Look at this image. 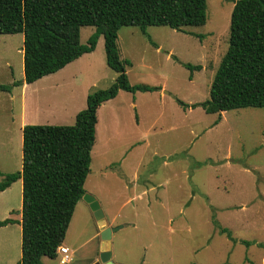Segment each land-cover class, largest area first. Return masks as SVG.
<instances>
[{
  "label": "rangeland",
  "instance_id": "374dc122",
  "mask_svg": "<svg viewBox=\"0 0 264 264\" xmlns=\"http://www.w3.org/2000/svg\"><path fill=\"white\" fill-rule=\"evenodd\" d=\"M233 2L206 0L205 24L185 32L156 25L146 33L132 25L118 31L129 82L156 87L120 91L98 110L84 189L108 225H122L111 238L118 264H264V108L224 111L214 125L218 113L177 101L209 97L228 45ZM93 31L81 27L80 43ZM22 48V33L0 34V85L11 86L0 90V180L21 169L23 121L72 125L75 107L83 100L86 107V95L116 76L100 36L93 51L28 84L24 108ZM185 63L202 68L191 71ZM21 190L18 179L0 192V220L20 213ZM100 242L98 221L81 198L63 242L70 249L67 264L98 261ZM0 243V264L9 249L19 260L20 224L1 228Z\"/></svg>",
  "mask_w": 264,
  "mask_h": 264
},
{
  "label": "trees",
  "instance_id": "16d2710c",
  "mask_svg": "<svg viewBox=\"0 0 264 264\" xmlns=\"http://www.w3.org/2000/svg\"><path fill=\"white\" fill-rule=\"evenodd\" d=\"M207 20L206 0H0V34H23L22 83H33L52 74L104 39L105 60L116 72L111 85L86 95V107L72 125L25 124L22 127L21 169L0 180V192L22 180L21 255L14 264H45L43 257L58 259L75 206L85 193L95 142L97 109L119 90L156 89L131 84L117 45L123 26L151 25L178 31ZM93 26L86 44L80 29ZM198 36V35H197ZM200 70V64L185 63ZM14 82L12 85H16ZM0 85V90H10ZM184 107H201L206 113L243 107L264 108V0H234L226 51L212 78L209 97ZM0 220V227L14 223ZM222 231H226L222 229ZM230 236V235H229ZM248 243V242H247Z\"/></svg>",
  "mask_w": 264,
  "mask_h": 264
},
{
  "label": "water",
  "instance_id": "95a60500",
  "mask_svg": "<svg viewBox=\"0 0 264 264\" xmlns=\"http://www.w3.org/2000/svg\"><path fill=\"white\" fill-rule=\"evenodd\" d=\"M82 198L88 203L89 207L94 212V216L98 221L100 229V255L99 261L96 262V264H117L112 260L111 237L113 232L120 229L122 225L109 226L98 201L88 193H84Z\"/></svg>",
  "mask_w": 264,
  "mask_h": 264
},
{
  "label": "crops",
  "instance_id": "0c3cea01",
  "mask_svg": "<svg viewBox=\"0 0 264 264\" xmlns=\"http://www.w3.org/2000/svg\"><path fill=\"white\" fill-rule=\"evenodd\" d=\"M64 68V67H63ZM62 68V69H63ZM61 70V69H60ZM59 71V70H58ZM58 71H56V72H58ZM55 73V72H54ZM53 74V73H52ZM39 80V79H38ZM28 84H32V83H23L22 84V91H24V93L22 92V106L25 108V102H26V96H25V94H26V90H27V88H28ZM120 91H124V90H119V92ZM119 92L117 93V95L114 97V98H116L118 95H119ZM128 92V91H127ZM113 98V99H114ZM112 99V100H113ZM111 100V99H110ZM110 100H107V101H110ZM107 101H105V102H107ZM104 102V103H105ZM103 103V104H104ZM102 104V105H103ZM85 107V103H84V100H83V102L82 103H80V104H78L76 107H75V109L73 110V115L75 114V116H76V114H77V112L78 111H80L81 109H83ZM100 108H101V105L99 106V108L97 109V122H98V110H100ZM188 108H190V107H188ZM222 112H224V111H222ZM222 112H221V114H220V118H219V120H218V122L217 123H215V121H214V125H216V124H219V122H221V117H222ZM27 122V121H26ZM25 121H23L22 122V125L24 126L25 124H27ZM97 125V124H96ZM97 126L95 127V140L97 139V137H96V134H97ZM95 143V142H94ZM11 186V185H10ZM22 191V190H21ZM2 192V191H1ZM7 210H9L10 211V207H7ZM14 212V211H13ZM20 217H21V214L19 213L16 217H14L13 219L15 220V222L14 223H19L18 221H20ZM18 220V221H17ZM11 224H13V223H10V224H7V225H11ZM20 224V223H19ZM7 225H5V226H2V227H0V229L1 228H4V227H6ZM109 226H113V224L111 223V222H109ZM112 236H113V234H112ZM112 238V237H111ZM0 245L1 246H3L1 243H0ZM65 246V245H64ZM20 255H21V249H20ZM6 256H7V261H6V264H14L15 262H16V253L14 254V252L12 253V252H10V249H9V251L7 252V254H6ZM97 260V257L95 258V259H93L89 264H96V262H98V261H96ZM96 261V262H95ZM115 263H119V262H115Z\"/></svg>",
  "mask_w": 264,
  "mask_h": 264
},
{
  "label": "built area",
  "instance_id": "2783aa9c",
  "mask_svg": "<svg viewBox=\"0 0 264 264\" xmlns=\"http://www.w3.org/2000/svg\"><path fill=\"white\" fill-rule=\"evenodd\" d=\"M59 255V264H67L71 260L70 249L67 246L61 245L57 248Z\"/></svg>",
  "mask_w": 264,
  "mask_h": 264
}]
</instances>
